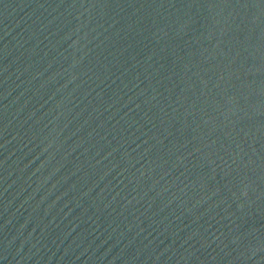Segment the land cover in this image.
<instances>
[{
  "label": "water",
  "instance_id": "water-1",
  "mask_svg": "<svg viewBox=\"0 0 264 264\" xmlns=\"http://www.w3.org/2000/svg\"><path fill=\"white\" fill-rule=\"evenodd\" d=\"M0 264H264V0H0Z\"/></svg>",
  "mask_w": 264,
  "mask_h": 264
}]
</instances>
